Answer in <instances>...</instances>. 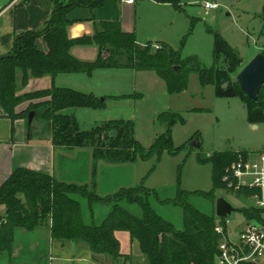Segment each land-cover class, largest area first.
Returning <instances> with one entry per match:
<instances>
[{
    "label": "trees",
    "instance_id": "1",
    "mask_svg": "<svg viewBox=\"0 0 264 264\" xmlns=\"http://www.w3.org/2000/svg\"><path fill=\"white\" fill-rule=\"evenodd\" d=\"M110 0H70L67 3L56 0L50 19L43 29L22 33L15 37L11 50L0 55V108L12 123L18 119L29 120L35 112L37 118L48 124L52 144L67 149L90 148L95 161L108 163L134 162L140 157L148 160L165 151L173 153L171 129L178 122H184L176 113H164L159 117L168 125L153 148L146 152L134 138V125L130 121L113 120L83 130L74 112L80 108L101 110L105 102L93 94H86L71 88L53 85L49 90L17 96L31 78L50 76L53 80L60 75L86 74L105 68L130 69L136 72L153 71L167 84L170 93L186 90L188 75L196 72L203 86L214 85L219 97L240 98L247 107L249 122L264 123V88L258 103L251 102L243 93L240 84L231 82V76L239 70L242 59L223 38L215 34L214 60L211 69H203L196 58L183 59L180 52L167 44L153 50L152 44L140 45L133 33L122 29L121 22H94L95 32L72 39L69 29L75 23L70 14L77 9L94 11ZM170 4L177 10H184L182 0H153ZM216 2L217 0H197ZM195 19H193L194 24ZM45 44L46 50L41 47ZM97 47L98 57L93 62L77 59L73 48ZM193 65L194 67H190ZM180 67L179 71L175 67ZM190 67V68H189ZM185 71L182 73V71ZM22 73L21 84L18 74ZM228 84L224 88L225 84ZM50 98L40 104H31L26 115L17 114L16 108L23 101ZM32 126V125H31ZM28 123L29 134L32 128ZM116 132V135H112ZM249 153H215L201 160L213 167L214 189L204 194L214 199L219 190L226 192L222 182L228 166L239 157L247 158ZM175 205L182 207L184 229L177 230L171 223L156 215L149 198L152 191L139 186L124 189L108 199H101L89 191L87 186L60 182L50 174L25 168H16L0 187V206L6 209V221L0 222V253H12L16 233H28L50 227L51 237L61 243H84L93 255L111 259V264H128L132 255H123L116 237L119 231L130 233L132 242L139 244L145 264H217L221 236L215 227L219 220L216 215H206L194 208L181 197ZM75 196L86 198L91 210L97 204L112 205V210L101 224L88 225L84 222L80 202ZM135 204L142 210L141 217L131 214L122 203ZM247 220H262L255 208L241 209ZM226 226V220L221 219Z\"/></svg>",
    "mask_w": 264,
    "mask_h": 264
},
{
    "label": "rangeland",
    "instance_id": "2",
    "mask_svg": "<svg viewBox=\"0 0 264 264\" xmlns=\"http://www.w3.org/2000/svg\"><path fill=\"white\" fill-rule=\"evenodd\" d=\"M59 1L66 3L69 0ZM213 3L219 5L218 10H206L205 2L184 5V10L175 12L176 16L171 19L174 24L172 28L169 26L170 19L164 16L163 36L168 41L153 38L147 39L144 44L150 43L156 50L155 45L164 42L179 51L183 59L196 58L201 68L211 69L215 65L214 35L218 34L242 59L239 70L231 76V82L234 83L254 57L264 54V0H217ZM10 38V34L3 37L0 46H5ZM98 71L101 69L95 70L91 76L79 74L57 81L58 84L70 86L67 88L75 87L104 100L105 107L101 110L78 109L75 117L83 130L113 120L130 121L134 125L135 140L148 152L168 131V125L159 120L162 114H179L184 122L176 123L171 129L173 153L165 151L148 160L138 157L136 161L127 163L94 159L90 162L88 175L81 177L83 181L74 183L67 179L66 182L87 186L89 191L105 200L124 189L144 186L155 193L149 202L156 215L177 230L184 229L183 209L175 205L179 192L190 205L209 216L216 215L217 199L224 197L236 209L226 219L230 236L236 240L245 224L240 210L252 208L255 204L250 199L222 190L215 193L214 199L206 198L204 194L214 189L213 167L201 160L221 152L249 153L252 156L264 152V123L249 122L247 107L240 98L219 97L215 86H203L196 72L189 73L185 91L172 94L165 81L153 71L139 74L133 70L116 68L111 69V72ZM21 80L18 78L19 85ZM25 88H20L17 96L27 95L20 93ZM27 102L30 101L25 100L19 106ZM29 108L19 114L26 115ZM33 122L35 131L32 129V134L40 138L50 135L47 123L37 117ZM195 139H199L200 149L192 146ZM75 165L70 164L73 167ZM74 198L80 202L84 222L88 225L101 224L112 210V205L108 204H97L91 210L86 198ZM122 206L135 216L143 215L141 208L135 204L124 202ZM119 233L125 237L120 241L121 253L134 252L136 246L130 233ZM132 262L139 264L137 257Z\"/></svg>",
    "mask_w": 264,
    "mask_h": 264
},
{
    "label": "crops",
    "instance_id": "3",
    "mask_svg": "<svg viewBox=\"0 0 264 264\" xmlns=\"http://www.w3.org/2000/svg\"><path fill=\"white\" fill-rule=\"evenodd\" d=\"M126 1L110 0L102 8L94 11L88 9L73 11L69 16L75 21L69 29L70 38L76 39L93 35L95 32L94 22L119 20L122 29L127 33L135 34L140 45L144 46L147 39L153 38H158L159 41H168L163 36L164 22L162 21L166 16L167 19H170L169 26L172 28L174 24L171 19L176 16L179 10L170 4H161L153 0H134L132 4ZM55 2L56 0H0V41L8 34L11 37L5 46H0V55H5L11 50L16 36L43 29L52 15ZM198 2L197 0H182V5H195ZM162 44L166 43H157L155 47H161ZM41 47L46 50V46L42 42ZM72 53L81 61L93 62L97 59L99 50L93 46H77L73 48ZM111 69L113 68H105L98 72H111ZM121 70L128 71L130 69ZM73 76H79V74L60 75L54 80L50 76L31 78L26 88L20 93L30 94L49 90L53 85L67 88L70 86L63 83L58 84L57 81L74 78ZM18 78L22 79L21 72H19ZM71 89L79 90L75 87H71ZM49 100L50 98H43L27 102L17 107L16 113L25 111L31 104H40ZM77 111L74 112L75 116ZM31 128L35 131L34 122ZM82 159H85L83 164ZM93 160L92 149L55 147L50 135L40 138L35 136V133L29 134L28 123L24 119H18L12 123L0 108V187L16 168L47 173L64 183H67V179H71L67 180L70 182L80 183L83 181L81 177L88 175L87 171ZM70 164L77 165L73 167ZM5 217L6 209L4 206H0V222L6 221ZM116 237L119 242L125 238L119 232L116 233ZM133 245L136 246L134 252L122 254L132 255L133 260L137 257L139 264H145L146 259L140 253L139 244L135 242ZM96 259L97 261L93 260L90 248L84 243H61L53 240L50 227H44L32 233L23 230L17 231L12 253H0V264H111L112 262L111 259L104 257Z\"/></svg>",
    "mask_w": 264,
    "mask_h": 264
},
{
    "label": "built area",
    "instance_id": "4",
    "mask_svg": "<svg viewBox=\"0 0 264 264\" xmlns=\"http://www.w3.org/2000/svg\"><path fill=\"white\" fill-rule=\"evenodd\" d=\"M132 4L134 0H127ZM204 8L215 11L218 4L205 2ZM156 48H160L156 46ZM225 190L254 202L255 210L261 213L262 220L245 217V224L240 229L237 239L233 240L226 226L217 221L215 231L222 238L219 242L217 264H264V152L247 158L239 157L225 170L222 178Z\"/></svg>",
    "mask_w": 264,
    "mask_h": 264
},
{
    "label": "water",
    "instance_id": "5",
    "mask_svg": "<svg viewBox=\"0 0 264 264\" xmlns=\"http://www.w3.org/2000/svg\"><path fill=\"white\" fill-rule=\"evenodd\" d=\"M176 71L180 70V67H175ZM237 81L240 84V87L244 95L254 103H258L260 99V93L264 88V54H259L254 57L238 74ZM227 87V84L224 85V88ZM36 114L31 112L29 114L28 123L31 126ZM113 136L116 135V132L111 133ZM192 146L196 149H200L201 145L199 139H195L192 143ZM236 212L235 207L229 203L224 197L217 199L216 203V217L218 219H227Z\"/></svg>",
    "mask_w": 264,
    "mask_h": 264
}]
</instances>
